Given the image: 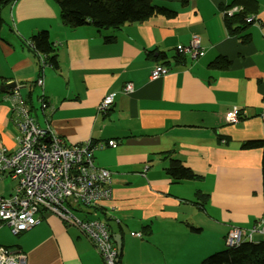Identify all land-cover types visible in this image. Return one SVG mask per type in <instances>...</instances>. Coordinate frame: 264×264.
<instances>
[{"label":"crops","instance_id":"crops-1","mask_svg":"<svg viewBox=\"0 0 264 264\" xmlns=\"http://www.w3.org/2000/svg\"><path fill=\"white\" fill-rule=\"evenodd\" d=\"M152 1L175 14L101 31L91 24L63 25L53 0L4 6L0 86L13 81L37 124L43 126L48 114L54 133L68 145L87 139L117 142L94 151L95 164L111 173L113 209L91 214L108 223L112 237L111 224H116L119 264H196L226 247L231 227L250 229L264 216L261 151L240 148L244 140L264 139V0H256L255 19L242 32L249 34L245 43L229 33L223 20L222 8L232 0ZM39 30L48 32L58 65L43 68V88L33 84L39 67L25 45ZM105 35L114 40L104 42ZM194 35L202 54L195 59L180 55L178 62V47ZM158 53L163 59L156 58ZM217 56L229 60L225 69L208 67ZM157 64L167 71L151 77ZM126 82L132 91H122ZM41 91L48 102L45 111L38 103ZM109 93L112 105L99 112L100 100ZM2 94L0 147L11 152L17 130L11 102ZM233 106L241 111L237 123L225 118ZM171 156L197 178L173 181L164 170ZM14 186V180L0 175L1 196L11 195ZM196 191L207 194L201 208ZM148 223L146 236L142 227ZM137 232L143 235L132 234ZM261 238V232L251 235L252 241ZM0 245L24 252L26 264H102L86 235L47 211L18 234L0 222Z\"/></svg>","mask_w":264,"mask_h":264},{"label":"built area","instance_id":"built-area-1","mask_svg":"<svg viewBox=\"0 0 264 264\" xmlns=\"http://www.w3.org/2000/svg\"><path fill=\"white\" fill-rule=\"evenodd\" d=\"M178 52L188 54L191 58L201 55L199 38L192 36L187 45L178 47ZM39 58L42 61L43 57ZM164 71L163 67L157 65L151 76L155 77ZM36 84L41 88L42 79L38 78ZM131 89V83L123 87L125 92ZM113 96L105 95L98 109H107L114 100ZM9 99L12 120L17 130V147L11 152L0 147V175L10 177L15 181V186L11 195H0V222L6 224L12 234H18L40 222L42 211L53 213L84 233L105 264H117L118 248L109 236L108 223L98 218L81 219L75 214V211H80L87 216V209L94 211L97 206L113 209L112 205L106 204L111 200V173L94 163V151L105 146L115 147L116 141L109 139L94 143L86 140L68 145L54 133L48 114L45 115L43 126L37 124L18 86L12 88ZM38 100L40 109L47 110L48 104L42 95ZM261 103L260 115L264 116V97ZM240 117L241 111L236 106L225 115L229 123H237ZM258 224L250 229L231 227L224 237L225 245L236 246L243 240H250L255 231L263 233L264 216ZM132 234L141 236L138 232ZM0 264H26V254L0 246Z\"/></svg>","mask_w":264,"mask_h":264},{"label":"trees","instance_id":"trees-1","mask_svg":"<svg viewBox=\"0 0 264 264\" xmlns=\"http://www.w3.org/2000/svg\"><path fill=\"white\" fill-rule=\"evenodd\" d=\"M15 0H0V28L3 22L1 9ZM59 9V17L63 25L69 27H79L84 24H91L96 30L119 29L127 23L142 22L152 16L172 17L175 12L163 6L156 5L152 0H53ZM239 9L231 15H223L225 26L230 34L238 35L245 43L249 40V34H242L255 19L258 12L256 0H232V2L222 8L226 10L232 6ZM32 45L25 44L36 57L38 67H40L39 55L44 57L49 66L57 68L55 48L46 30H39L28 39ZM114 35H105L104 42H112ZM177 52V51H176ZM153 52H148L152 54ZM163 54L158 53L157 59ZM180 62V54L174 55ZM229 65V60L223 56H217L208 67L214 69H225ZM12 89L6 92L10 93ZM1 94V93H0ZM244 150L260 149L261 151V182L262 196L264 204V139H248L240 144ZM166 174L175 182L191 180L197 178L190 168L183 162L171 156L168 165L164 168ZM198 193L195 203L201 208L205 204L207 194ZM99 210V209H96ZM190 230L199 231L198 227L188 225ZM143 233L148 236L151 232V225L148 223L142 227ZM142 234V233H141ZM143 235V234H142ZM121 247H118L116 263H120ZM102 264H105L102 260ZM196 264H264V231L262 238L258 241L243 240L236 246H226L223 249L209 253Z\"/></svg>","mask_w":264,"mask_h":264},{"label":"bare ground","instance_id":"bare-ground-1","mask_svg":"<svg viewBox=\"0 0 264 264\" xmlns=\"http://www.w3.org/2000/svg\"><path fill=\"white\" fill-rule=\"evenodd\" d=\"M235 8V9H234ZM232 9H234L233 11H231V13H228V11L229 10H232ZM239 9V7L238 6H232V7H229V8H227L226 10H222V15H231L233 12H235V11H237ZM198 37V36H197ZM199 38V37H198ZM190 40V39H189ZM189 43V42H188ZM29 46H31L32 45V43L29 41L28 43H27ZM199 44H200V39H199ZM200 48H201V51H202V47L200 46ZM177 52H178V49H177ZM181 56H183V55H187V54H184V53H180V52H178ZM40 56H42V55H39V57ZM200 56V55H199ZM43 57V56H42ZM198 57V56H197ZM192 59H195V58H192ZM48 65V63H47V61H45L44 60V57H43V59H42V61H41V59H40V67H39V71H38V77L36 78V80L38 79V78H41L42 79V85H41V88H43V68L45 67V66H47ZM157 65H159V66H161V67H163L164 69H165V71L164 72H162V73H159L157 76H159L160 74H163V73H165L166 71H167V68L164 66V65H162V64H157ZM157 65H155V66H157ZM154 66V67H155ZM154 69V68H153ZM152 69V70H153ZM151 73H152V71H151ZM151 73H150V76H151ZM157 76H155V77H157ZM152 77V76H151ZM36 80L34 81V86H38L37 84H36ZM126 83H130V82H126ZM125 83V84H126ZM5 84V83H4ZM124 84V85H125ZM132 84V83H131ZM39 87V86H38ZM124 87V86H123ZM7 91V90H6ZM0 92L4 97L7 95V97L9 98V93H7V92ZM122 91H124V90H122ZM131 91H132V89H131ZM125 92V91H124ZM130 92V91H129ZM109 94H113V93H109ZM42 95V99L48 104V102H47V99H46V97H45V95H44V92H43V94H41V92L39 93V95H38V99H39V97ZM108 95V94H107ZM114 95V94H113ZM102 99H103V97H102ZM102 99L100 100V102H99V104H98V106H97V108L99 107V105H100V103H101V101H102ZM113 99H114V96H113ZM10 100V99H9ZM39 101V100H38ZM113 103V102H112ZM112 103L108 106V108L107 109H105V110H99L98 109V111L99 112H105V111H107L108 109H109V107L112 105ZM261 116V115H260ZM261 117H264V116H261ZM48 118H49V116H48ZM87 140H91V139H87ZM109 140V139H108ZM112 140H114V139H112ZM92 141V140H91ZM103 141V140H102ZM115 141V140H114ZM92 142H99V141H92ZM103 142H106V141H103ZM117 143V142H116ZM105 147H109V146H105ZM104 147V148H105ZM95 163V162H94ZM111 187V186H110ZM111 199H112V193H111ZM109 202H110V200L106 203V204H108V205H110L109 204ZM96 209H99V210H104V206H97L96 207ZM84 234V233H83ZM85 235V234H84ZM109 236H110V238H111V240H112V233H111V230H110V228H109ZM88 238V237H87ZM92 243V242H91ZM93 244V243H92ZM1 246V245H0ZM93 246H94V244H93ZM95 247V246H94ZM99 253V252H98ZM100 254V253H99ZM101 256V255H100ZM102 258V257H101Z\"/></svg>","mask_w":264,"mask_h":264},{"label":"rangeland","instance_id":"rangeland-1","mask_svg":"<svg viewBox=\"0 0 264 264\" xmlns=\"http://www.w3.org/2000/svg\"><path fill=\"white\" fill-rule=\"evenodd\" d=\"M29 42V40H27V41H25V43L27 44ZM261 107H262V103L260 104V109H261ZM86 210V209H85ZM88 210V212H89V214L87 215V216H85L82 212H80V211H75V214L79 217V218H81V219H86V218H96V216H93L92 214H91V212H94L93 211V209L91 210V209H87ZM111 227H112V230L114 231V233H113V235H114V237H112V241H113V243L115 244H117L118 246L117 247H120V237H119V239H118V232L116 231V224L115 223H112L111 224ZM125 232V234L127 235L126 236V239L129 237V234H128V231H124ZM261 235V234H260ZM115 244V245H116ZM124 245L126 244V243H123ZM126 246H127V244H126ZM132 264V263H131Z\"/></svg>","mask_w":264,"mask_h":264},{"label":"water","instance_id":"water-1","mask_svg":"<svg viewBox=\"0 0 264 264\" xmlns=\"http://www.w3.org/2000/svg\"><path fill=\"white\" fill-rule=\"evenodd\" d=\"M15 86V83L13 81L7 82L0 86V92H5L8 89H11Z\"/></svg>","mask_w":264,"mask_h":264},{"label":"clouds","instance_id":"clouds-1","mask_svg":"<svg viewBox=\"0 0 264 264\" xmlns=\"http://www.w3.org/2000/svg\"><path fill=\"white\" fill-rule=\"evenodd\" d=\"M14 87H15V86H14ZM14 87H13V88H14ZM11 89H12V88H11Z\"/></svg>","mask_w":264,"mask_h":264}]
</instances>
